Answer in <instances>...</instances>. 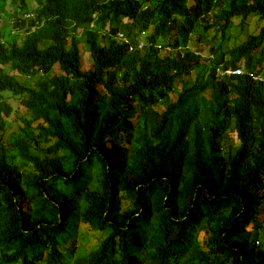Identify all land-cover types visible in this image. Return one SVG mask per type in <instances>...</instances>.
Segmentation results:
<instances>
[{
	"label": "trees",
	"instance_id": "trees-1",
	"mask_svg": "<svg viewBox=\"0 0 264 264\" xmlns=\"http://www.w3.org/2000/svg\"><path fill=\"white\" fill-rule=\"evenodd\" d=\"M33 12L24 48L0 47V62L33 78L0 75V91L22 96L24 108L7 133L15 108L0 102V264H39L47 250L49 264H264V245L250 241L264 230V82L209 69L168 103L170 69L194 70L191 56H147L124 69L102 32L66 40V31L102 30L120 16L137 31L158 18L154 29L164 30L175 13L224 38L232 17L255 14L258 33L225 61L217 46L214 63L244 58L264 73V0H41ZM80 43L92 57L85 70ZM80 226L108 234L74 256L48 243Z\"/></svg>",
	"mask_w": 264,
	"mask_h": 264
},
{
	"label": "clouds",
	"instance_id": "clouds-1",
	"mask_svg": "<svg viewBox=\"0 0 264 264\" xmlns=\"http://www.w3.org/2000/svg\"><path fill=\"white\" fill-rule=\"evenodd\" d=\"M30 1L31 0H25V10L19 9L18 0H5L4 2L0 3V47H2L7 54H9L12 49H23L26 43L27 34L32 32L33 29L37 27L38 23L36 22V25L32 27L33 29L27 30L29 24L25 21L35 19L33 10L38 4H40L41 0H32L33 5H30ZM161 1L162 0H148V3L150 4L157 2L158 5ZM192 3L193 0H185V5L187 7H189V5ZM144 7H146V5H144ZM1 10H3L5 13L1 12ZM214 12L215 11H210L209 14ZM247 17L248 15L243 19L242 17H232L230 20V26L228 27L224 38L214 26L204 30L202 25L194 26L193 23L187 21L185 18H183V16L177 13L171 14V17L165 21L164 30L154 29L153 23L159 21L158 18H155L154 22H148L144 30L137 31L129 19L120 16L118 20H113L110 22V24L109 21H107L105 28L102 30H99V28L94 23H92L86 26L84 29L79 30L78 33H70L66 30L64 31L70 34L69 37L67 36V43L71 41L72 36L78 39L87 40L88 38L98 37V33L102 32L107 36L104 39L108 43H111V39L118 43V47L122 51L120 62L124 69L130 63L138 65L139 60L147 56L155 57L159 60H172L176 64L180 63L187 56H191L194 60V70H191L190 72L187 71L186 73H183L181 77H179L177 76L176 68L170 69L172 85L165 91L164 95H166V101L168 103H172L176 100L177 93L181 90L182 84L185 80H187L189 77L193 78L197 72L204 73L209 69H213L214 75L217 78L244 74L250 76L251 80L254 82H264L263 71H257L254 69L256 71L255 72L250 70L244 58L237 60L232 66H224L223 62L217 64L214 63V59L217 55V51L214 50L215 48L219 47L221 51L225 52V61L228 59V51L230 48L241 42L240 41L226 49H223L221 45V43L226 40L228 30L233 26L234 19H239L240 24L243 23L244 19ZM180 22L182 25L184 24L185 27L180 26ZM107 28L116 30L107 31ZM209 30H212L214 34L209 39H207L206 36L209 33L207 31ZM248 34H246V36ZM194 37L198 43L204 45L206 48L201 46H193L191 42L193 41ZM217 42L218 44H216ZM81 48H84V50L90 56L88 65L89 67L90 64H92L90 50L86 44L84 45V43H80V54ZM17 70L18 68L13 61L9 60L7 62H0V75L5 74L11 77L16 75L22 82H33L32 77H29L28 75H21L17 72ZM4 94L19 98V101L22 98L20 95L14 96V94L11 92L4 90L0 91V102L3 99L6 101V103H8ZM172 96H174V99H171ZM155 104V109L157 111L161 112L164 110L165 106L161 97L158 98ZM79 232H85L82 226H80L78 230H70L66 228L56 238L51 236L48 240V243L52 244L54 241H56L58 245L57 250L67 252L72 256H74L73 252L75 254L88 253L98 247L101 241L94 248L88 251L76 252L77 243L75 240V235L79 234ZM101 233H106L104 235L106 236L108 231H101ZM63 238H66L67 241L62 243ZM73 241L74 243H72ZM34 256H40V254L36 253ZM49 260V251L47 250L42 254L39 264H49Z\"/></svg>",
	"mask_w": 264,
	"mask_h": 264
},
{
	"label": "rangeland",
	"instance_id": "rangeland-1",
	"mask_svg": "<svg viewBox=\"0 0 264 264\" xmlns=\"http://www.w3.org/2000/svg\"><path fill=\"white\" fill-rule=\"evenodd\" d=\"M30 5H33V1H30ZM1 12H4L1 10ZM5 13V12H4ZM263 21L258 18L255 14L248 15L247 18L244 19L243 23L239 24V19H234L233 26L228 30L227 38L226 40L221 43L223 49H226L228 47L233 46L234 44L242 41L246 34L248 33H258V30L260 26L262 25ZM209 32L206 36L207 39H209L214 32L212 30L207 31ZM193 46H201L205 47L204 45L198 43V41L193 38V41L191 42ZM218 44V42L216 43ZM206 48V47H205ZM81 54H82V68L85 69L89 65L90 56L89 54L84 50V48H81ZM54 72L60 73L57 66H54ZM7 98V102L13 106L15 109L11 113V115L6 118V129L7 133L10 131H13L16 129L18 123L13 118L15 111L18 113H21V115L24 113V108L22 106H19V98L12 97L10 95L4 94ZM171 99H174V96H172ZM106 233H100L92 230H85L84 233L79 232V234L75 235L76 240V252L81 251H88L92 248H94L102 239V237ZM67 239L63 238L62 243L66 242ZM250 241L258 243V245H264V230L259 231L257 229L251 230L250 232Z\"/></svg>",
	"mask_w": 264,
	"mask_h": 264
}]
</instances>
